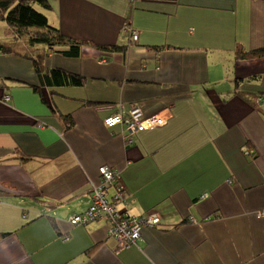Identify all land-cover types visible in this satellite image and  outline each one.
Returning <instances> with one entry per match:
<instances>
[{"label":"crops","instance_id":"0c3cea01","mask_svg":"<svg viewBox=\"0 0 264 264\" xmlns=\"http://www.w3.org/2000/svg\"><path fill=\"white\" fill-rule=\"evenodd\" d=\"M49 2L64 36L127 50L70 59L1 37L0 264H264V56L236 60L264 48V0ZM53 68L84 85H44ZM134 106L170 117L129 144L105 121ZM102 167L119 210L161 220L128 248L104 220L70 224Z\"/></svg>","mask_w":264,"mask_h":264},{"label":"built area","instance_id":"2783aa9c","mask_svg":"<svg viewBox=\"0 0 264 264\" xmlns=\"http://www.w3.org/2000/svg\"><path fill=\"white\" fill-rule=\"evenodd\" d=\"M132 38L138 41V34L130 30ZM170 114L160 112L146 116L138 106L131 108L129 117L126 121L120 115L109 117L105 121L107 128H114L125 124L128 132L127 140L129 144L133 143V137L143 131L160 128L166 125ZM100 183L93 187L92 205L84 213L75 215L70 220L72 226H86L92 222L104 220L109 225L108 236L118 242L121 249L128 248L142 237L144 228H155L160 225V218L156 214H146L141 217H135L127 211L119 210V205L124 203L123 189L118 187L121 177L118 171L102 167L100 169ZM113 194L109 195V190Z\"/></svg>","mask_w":264,"mask_h":264},{"label":"trees","instance_id":"16d2710c","mask_svg":"<svg viewBox=\"0 0 264 264\" xmlns=\"http://www.w3.org/2000/svg\"><path fill=\"white\" fill-rule=\"evenodd\" d=\"M129 1L134 2L135 0ZM49 9V0H0V19L7 23L8 35L26 38L27 43L32 47L44 46L48 52L57 53L70 59L80 58L85 46H92L109 52H126L127 47H98L90 42L64 36L58 28L49 24L47 16L42 12V10ZM154 50L160 51L161 48ZM261 56H264V48L253 52L245 51L241 47L236 50V60L238 61ZM42 79L44 80V85L50 88L82 87L85 83V79L82 76L59 68L47 71L43 74ZM237 95L251 100V96L244 92H237ZM254 105L256 106V104ZM118 187H121L124 191L121 181ZM6 236L0 235V239Z\"/></svg>","mask_w":264,"mask_h":264},{"label":"rangeland","instance_id":"374dc122","mask_svg":"<svg viewBox=\"0 0 264 264\" xmlns=\"http://www.w3.org/2000/svg\"><path fill=\"white\" fill-rule=\"evenodd\" d=\"M6 25L5 24H2V20L0 19V39H1V37H9V35H7L8 34V32L6 33V31L5 30H3V28H6L5 27ZM26 41V40H25ZM131 111V110H130ZM130 111H129V113H130ZM129 115V114H128Z\"/></svg>","mask_w":264,"mask_h":264}]
</instances>
